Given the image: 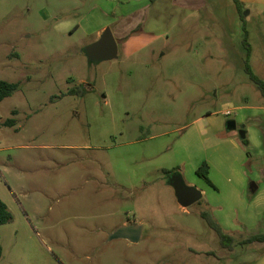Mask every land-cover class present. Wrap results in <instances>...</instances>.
I'll use <instances>...</instances> for the list:
<instances>
[{
	"label": "rangeland",
	"instance_id": "rangeland-1",
	"mask_svg": "<svg viewBox=\"0 0 264 264\" xmlns=\"http://www.w3.org/2000/svg\"><path fill=\"white\" fill-rule=\"evenodd\" d=\"M102 1L0 0V79L19 84L0 102V198L14 217L0 227V264H117L127 246L112 233L126 220L151 222L136 249L153 264L156 253H182L195 231L198 248L220 252L202 213L246 238L264 231L254 201L264 185V96L237 63L206 59L207 47L219 49L209 13L228 11L244 29L243 5L242 21L233 0H208V14L176 25L168 11L155 45L126 57L119 41L109 60L90 52ZM260 67L252 71L261 79ZM12 118L18 124L6 127ZM204 162L215 188L197 174ZM175 182L202 198L184 207ZM251 217L254 227L241 223ZM242 247V261L257 248ZM183 259L195 261L188 252Z\"/></svg>",
	"mask_w": 264,
	"mask_h": 264
},
{
	"label": "crops",
	"instance_id": "crops-1",
	"mask_svg": "<svg viewBox=\"0 0 264 264\" xmlns=\"http://www.w3.org/2000/svg\"><path fill=\"white\" fill-rule=\"evenodd\" d=\"M102 2L106 6V10H102L106 11V13L105 15L102 14L104 17V19L100 20V31L102 33H100L101 35L96 42H98L105 31L109 29L116 40L118 48L117 57L114 59H117L120 54L119 41L123 42V54L129 57L155 45L161 37L167 35L164 24L168 22L166 16L168 11H173L171 15H177L173 24L176 25L186 16H194L203 12L205 9H207V11L209 9L208 0H103ZM240 2L244 7L243 9L247 11H245L247 39L251 47L250 66L253 70L254 63H264V0H240ZM206 13L208 14L209 11ZM211 15L214 19L212 18V23L207 24V30L212 34V39L214 38V41L217 42L216 47L219 49L211 46L207 47L208 53L206 59H210L209 61H211L223 57L226 58V63L229 65H235L237 63L242 70L246 71L247 50L243 43L246 33L242 25L240 29L232 26L229 22L230 18L228 11L226 13H209V16ZM237 15L238 20L242 21L238 8ZM215 17L218 18L219 21L218 19L216 20ZM216 21L219 23H216ZM196 29L197 27H194L193 31ZM212 45H214V43H212ZM257 70L264 73L263 67ZM261 80L264 81V76H262ZM245 133L246 139L247 132ZM262 176L264 177V171ZM254 193L256 205V207H254L263 210L264 185L259 184ZM250 207L251 206H249V208ZM216 219L223 232L233 239V247L221 243L220 252L209 250V248H198L200 235L195 231V233L192 234V237L193 235L195 236L193 238L195 242L191 245L187 244L185 249L179 250L182 253H178V251L174 252L173 250L175 249H171L167 253H156L155 256L157 257L155 260L158 261V264H199L198 258L200 255H210L216 262H221V264H264V242L253 243L257 248L254 250L252 249L250 253L249 249H247L248 251H245L246 258H243V261L239 256L244 250L242 246L248 244L245 243V241L252 236L264 234V231L257 234L252 233L251 236L246 238L242 236L243 233L240 231V227H232L231 222L230 224H224L225 222L222 221L220 217H216ZM258 221L259 217H251L241 220V223L252 228ZM150 223L151 222L145 220H126L115 228L112 237H115L117 242H122L120 244H125L127 246L126 251L121 252V250H118L115 254V261L117 264H153L152 262H147L143 253L136 249V246H139L138 244H140L144 232ZM134 225L141 226L142 228L139 239L114 236L120 229ZM164 227L165 226L159 225L161 229H164ZM174 238L177 240L176 235ZM240 247L241 252L237 253ZM183 252H188L190 256L195 258V261L192 259L189 262L187 259L184 260Z\"/></svg>",
	"mask_w": 264,
	"mask_h": 264
},
{
	"label": "trees",
	"instance_id": "trees-1",
	"mask_svg": "<svg viewBox=\"0 0 264 264\" xmlns=\"http://www.w3.org/2000/svg\"><path fill=\"white\" fill-rule=\"evenodd\" d=\"M235 4L238 7V10L240 12L241 18L243 20L242 17V13L240 11L241 9V5L242 3L240 2V0H234ZM245 24H244V31L246 33L243 43L244 46L246 47L247 50V58H246V73L249 75L250 79L258 85V87L260 88L263 96H264V81H262L258 76H256L250 66V52H251V47L250 44L248 43V39H247V31L245 29ZM19 89V84L18 83H12V82H7L4 80L0 79V102L4 101L5 99L13 96ZM13 115H17L18 112L17 110H13L12 111ZM18 124L17 119L12 118V119H8L7 121H5L4 125L6 127H15ZM167 173H171V172H167ZM197 174L202 177L211 187L215 188L213 182L211 181L210 177H209V165L204 162L198 169ZM202 217L205 218L209 225L211 226V228H213L219 235V238L221 240V243L223 245H230L231 247H233V239L230 238L228 235H226L222 228L220 227V225H218L212 217H209V215L202 213ZM14 217L12 212L10 211L9 207L7 206V204L0 198V227L4 226L6 224H9L13 221ZM255 242H264V234L261 235H256V236H252L249 239H247L245 241V243H255ZM3 256V248H2V243H1V235H0V260Z\"/></svg>",
	"mask_w": 264,
	"mask_h": 264
},
{
	"label": "water",
	"instance_id": "water-1",
	"mask_svg": "<svg viewBox=\"0 0 264 264\" xmlns=\"http://www.w3.org/2000/svg\"><path fill=\"white\" fill-rule=\"evenodd\" d=\"M117 51L118 48L116 40L114 39L113 34L109 29H107L102 38L98 42L94 43L90 48V52L93 56H99L101 58L109 60L117 57ZM228 127L230 130H235L237 128L236 122L230 121L228 123ZM240 135L242 138H245V131L242 130L240 132ZM178 183L176 184L175 182L173 186L176 189L179 202L184 207L192 206L202 198V194L198 190L186 186L183 182ZM141 230V226L134 225L120 229L114 236L125 238L133 237V239H139Z\"/></svg>",
	"mask_w": 264,
	"mask_h": 264
}]
</instances>
